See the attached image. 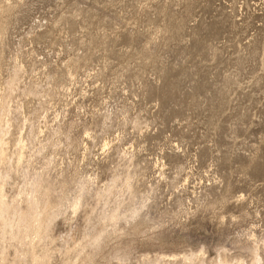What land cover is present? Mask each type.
<instances>
[{
	"label": "rangeland",
	"instance_id": "rangeland-1",
	"mask_svg": "<svg viewBox=\"0 0 264 264\" xmlns=\"http://www.w3.org/2000/svg\"><path fill=\"white\" fill-rule=\"evenodd\" d=\"M0 94L43 130L3 189L44 178L48 264L101 229L85 264H264V0H0Z\"/></svg>",
	"mask_w": 264,
	"mask_h": 264
},
{
	"label": "bare ground",
	"instance_id": "bare-ground-1",
	"mask_svg": "<svg viewBox=\"0 0 264 264\" xmlns=\"http://www.w3.org/2000/svg\"><path fill=\"white\" fill-rule=\"evenodd\" d=\"M6 86L8 90L12 91L14 86V76L6 81ZM13 112L15 111L11 109L8 104V95L0 94V239H5V241L8 243V246L5 247L1 246L2 244H0V264H26L25 262H28L29 264H48L50 256L46 250L42 249L38 254L34 252L35 245L41 240L44 241V238H46L51 221L55 217L56 213L53 211V206L48 197L49 188L47 183H43L44 178L42 175H37V178L34 179L30 188H24H29L28 192L21 191L22 193L19 198L8 199L3 189L6 181L11 178V174L14 171H17L16 169L19 168V166H21L23 163L25 150L28 148V143H31V140L35 136L43 132L41 128H38L37 131H34L31 124L32 122H29L30 120L28 117L26 118V116H23L22 122L17 123L18 118L13 115ZM27 123L28 125L26 126ZM25 126L28 128V130L24 135L22 133V129H24ZM13 128L17 129L16 134H14L12 131ZM112 179L114 180V178ZM110 182L111 184L113 183L112 181ZM125 183L124 185L127 186ZM105 192H107V190H105ZM80 205L81 196L78 195L70 204L71 210L75 212L78 210ZM116 208L115 210H112V212L103 215L99 221H102V223L105 225H110L112 227H115L117 222L121 219H123V222H127V218L129 220L130 215H125L127 213L124 215H119L121 212L118 213L119 210L117 211ZM131 212H133V210ZM134 213L138 214V212H133V214ZM103 227L104 226L102 225V228ZM105 233L106 231L101 229L98 233L96 232L95 235L90 236L85 242L79 243L70 251H67V253H73L75 260H68L65 264H85L86 261L84 258L80 257L81 254L85 253V249L87 247H98ZM10 247L12 248L11 250H13L15 255L14 259L11 258L12 260L7 259V249ZM176 257L177 255H162L160 257L156 256L151 260V264H173L171 262L165 261V258H171V260H175ZM201 257L195 253L181 254L178 264H205ZM220 259L218 260L217 264H225Z\"/></svg>",
	"mask_w": 264,
	"mask_h": 264
}]
</instances>
